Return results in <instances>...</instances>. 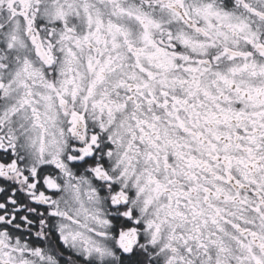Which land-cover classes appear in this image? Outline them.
<instances>
[{
    "label": "snow or ice",
    "instance_id": "obj_1",
    "mask_svg": "<svg viewBox=\"0 0 264 264\" xmlns=\"http://www.w3.org/2000/svg\"><path fill=\"white\" fill-rule=\"evenodd\" d=\"M0 264H264V0H0Z\"/></svg>",
    "mask_w": 264,
    "mask_h": 264
}]
</instances>
